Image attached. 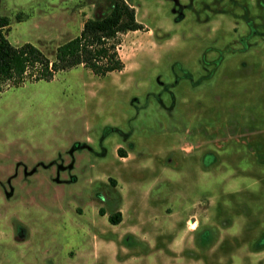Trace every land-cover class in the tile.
Wrapping results in <instances>:
<instances>
[{
    "label": "rangeland",
    "instance_id": "1",
    "mask_svg": "<svg viewBox=\"0 0 264 264\" xmlns=\"http://www.w3.org/2000/svg\"><path fill=\"white\" fill-rule=\"evenodd\" d=\"M127 2L121 71L0 85V264H264V0ZM109 5L0 16L52 59Z\"/></svg>",
    "mask_w": 264,
    "mask_h": 264
},
{
    "label": "trees",
    "instance_id": "2",
    "mask_svg": "<svg viewBox=\"0 0 264 264\" xmlns=\"http://www.w3.org/2000/svg\"><path fill=\"white\" fill-rule=\"evenodd\" d=\"M9 24V17L0 16V85L7 83L9 86L51 80L57 72L76 66H83L100 77L121 71L124 65L117 50L119 35L143 28L127 0H110L104 14L87 18L79 34L59 44L50 59L30 42L12 44L3 31ZM118 151L123 150L119 148ZM121 217V212L117 211L110 214L108 220L117 224Z\"/></svg>",
    "mask_w": 264,
    "mask_h": 264
},
{
    "label": "crops",
    "instance_id": "3",
    "mask_svg": "<svg viewBox=\"0 0 264 264\" xmlns=\"http://www.w3.org/2000/svg\"><path fill=\"white\" fill-rule=\"evenodd\" d=\"M105 216V215H104ZM198 223V221L196 222V224ZM193 225H194V223H193ZM195 228V227H194ZM134 241L136 242V243H138V244H140V245H142L143 247H142V249L140 250H138V251H144V250H147V249H149V248H151V247H153L152 245L150 246V244L148 243V242H146V243H144V240L142 239V238H135L134 239ZM105 242H100V241H98L97 242V240L95 241V240H93L92 239V242H91V245H92V251H90L91 253H90V257H91V259L93 260V261H95V260H98V258H99V254H98V250L96 251V254H95V250H96V248L95 247H99V246H104L105 244H104ZM107 243V242H106ZM147 243H148V245H149V247L148 248H146L145 249V246L147 245ZM170 244V243H169ZM147 247V246H146ZM159 251H160V249H159ZM127 253H128V251L127 250H124L123 251V253L121 254V255H124V256H126L127 255ZM117 254V253H116ZM116 254L112 257V259H113V262H114V264H123V261L122 260H124L123 258L122 259H119V258H117V256H116Z\"/></svg>",
    "mask_w": 264,
    "mask_h": 264
}]
</instances>
